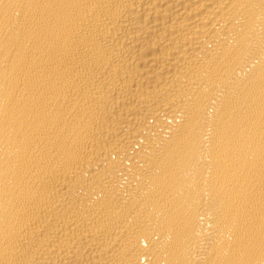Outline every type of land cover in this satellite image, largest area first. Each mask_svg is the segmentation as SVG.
<instances>
[{"label":"bare ground","instance_id":"obj_1","mask_svg":"<svg viewBox=\"0 0 264 264\" xmlns=\"http://www.w3.org/2000/svg\"><path fill=\"white\" fill-rule=\"evenodd\" d=\"M0 264H264V0H0Z\"/></svg>","mask_w":264,"mask_h":264}]
</instances>
